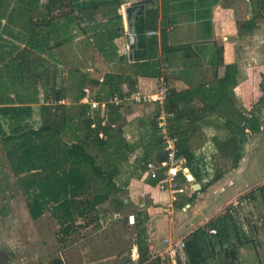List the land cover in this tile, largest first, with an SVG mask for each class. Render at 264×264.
Here are the masks:
<instances>
[{
	"label": "crops",
	"instance_id": "0c3cea01",
	"mask_svg": "<svg viewBox=\"0 0 264 264\" xmlns=\"http://www.w3.org/2000/svg\"><path fill=\"white\" fill-rule=\"evenodd\" d=\"M123 1L118 11L123 21L121 28L126 33L122 39L118 38L117 60L130 55V32L141 15L133 13L129 19L126 9L132 5L128 4L139 1L148 4L154 0ZM210 1L211 5L205 6L211 11L210 35L179 40V44L184 42L186 45L208 46V55L203 56L195 69L191 65L186 66L182 56H179L175 66L164 64L161 67V72H168V68L171 71L175 82L173 88L177 92L182 91L181 82L188 83L187 77L191 79L189 72L193 68V71L198 72L196 76L203 87L211 89L209 96L212 99L217 93L220 96L207 105L195 90L198 86L194 84L193 96L180 99L176 104L179 115L170 124L179 138L180 157L184 161L178 181L186 190L174 194L170 189L162 188L142 165L143 161L149 159L159 162V152L164 149L155 142L158 140L159 143L161 139L155 121L152 124L154 134L145 128L146 118L155 120V106L129 103L119 109L121 113L114 116V123L118 122L112 135L115 142L105 150L120 187L113 196L117 199V205L111 198L98 205L90 212L95 221H87L84 227L79 228L83 235L78 244L84 245L82 249L86 250L87 256V262L81 259L82 264H143L141 246L148 252L149 261H153L155 259L150 255V246L154 245L162 251L166 246L164 239L169 237L174 240L186 239L187 243L194 238L195 244L207 250V256L200 258V264H264V0ZM204 20L201 18L196 21L201 23ZM163 22V16L160 15L156 27L145 35L157 37L160 54L165 48ZM187 23L181 20L180 25L186 26ZM73 26H76V32H80L70 35L72 39L69 44L66 38L60 37L58 46L53 48L55 59H61V64L55 63L60 67L55 72L58 85L61 79L72 83V76L68 79L62 76L65 71L61 73V68L71 60L82 65L87 61L88 65L84 68L90 76L98 69L116 74L111 84L107 83L103 73L100 75L99 83L104 84V87L99 86L97 94L90 83L86 84L82 94L75 91L76 104L82 106L79 100L85 97L103 101L113 94V87L117 89L115 93L136 90L138 86L142 89L138 90L144 93L157 90L163 74L154 84L149 79V73L119 71L113 67L114 61L108 63L109 60L98 53L96 40L87 29V22L78 20ZM166 27V32L173 29L172 24ZM153 30L157 34H149ZM133 33L136 35L135 50L138 38L137 33ZM79 42L85 45L76 48L75 44ZM134 50L130 55L133 59ZM61 51L67 55L66 62L58 55ZM185 54L188 57L189 54L201 56L197 51H187ZM139 61L143 62L144 56ZM128 75L129 79L126 78ZM132 79H136L137 84ZM91 89L93 94L89 95ZM68 96L65 97L69 99ZM114 109V105L101 106L95 113L102 120L109 119ZM256 109L259 111L257 126L249 123L250 118L256 119ZM228 123H233L231 129L227 127ZM239 123L242 128H238ZM154 145H157L155 149ZM177 212L179 215L175 216ZM168 214L169 220L165 216ZM131 215L135 217L133 222L129 221ZM89 216L88 213L84 219L88 220ZM109 221L113 222L111 226L107 225ZM216 225H223L225 231L218 232ZM212 228L217 229V233L210 232ZM166 229L168 235L161 237L160 233ZM219 247L221 255L217 251ZM95 249H98L97 254ZM67 250H71L70 247ZM156 260L160 264L180 262L178 258ZM181 261L190 264L186 250Z\"/></svg>",
	"mask_w": 264,
	"mask_h": 264
},
{
	"label": "rangeland",
	"instance_id": "374dc122",
	"mask_svg": "<svg viewBox=\"0 0 264 264\" xmlns=\"http://www.w3.org/2000/svg\"><path fill=\"white\" fill-rule=\"evenodd\" d=\"M65 1V4L55 5V8L48 12V0H31V2L30 0H0V44L2 43L0 46V93L5 92L8 98L12 99L16 105H31L34 107V113L30 118L32 125L37 126V120L38 124L42 123L41 106L46 103H42L41 99L47 102L45 98L46 91L43 90L42 86L50 78L52 81L54 77L53 71L56 72L60 68L55 63L61 64L59 62L61 59H55L53 48L56 45L58 46L57 40L59 41L60 37L64 40L66 38L69 44L72 39L70 35L80 32L78 30V32L75 31L77 29L76 26L72 27L73 23L78 20L88 23L87 29L93 34L92 38L96 40L95 47L98 53L108 59V63L114 61V68L116 67L119 71L125 73H149V79L154 84L157 83V79L163 74L167 79L169 89L172 91L170 101L174 104H177L180 99L192 97L195 89L193 87L194 84L198 86L195 90L207 102V105L214 99L220 98L219 93H217L219 97L216 96L212 99L209 96L211 89L207 88V86L203 87L201 80L196 76L198 72L193 71V68H196L195 66L203 59V56L208 55L209 47L198 46L197 44L186 45L184 42L179 44L180 39H193V37L195 39L210 35L211 11L210 8H205V6L211 5L212 1L154 0L152 3L146 4L144 12L138 19L137 26L140 34L137 36L138 47L134 50V59L130 55H125L120 60H117L119 58L117 54L119 47L118 38L122 39L124 33H126L121 28L123 21L118 11L120 5L104 2L108 0H103L104 4L101 5H89L87 2H90V0H78L77 2H81L80 5H77L75 0ZM82 2H86L84 3L86 5ZM90 3L93 2L91 1ZM134 4L130 3L128 5ZM202 6H204L203 9H201ZM160 15L164 19L163 31H165L163 35L165 48L162 54L158 51L157 37L149 38L143 35L146 28L157 25ZM201 18L205 20L198 23L196 20ZM181 20L188 22L186 26L180 25ZM169 24L173 25V29L170 32H166V26ZM181 33V37L178 38ZM76 44L75 47L80 48V45L84 43L79 42ZM142 47L144 48L143 51L140 50ZM187 47H191L189 48L191 50ZM187 51H197L201 56L189 54L190 57H188L185 54ZM58 55L66 62L67 55H65L64 51L59 52ZM68 55L70 57V54ZM141 56H144L143 62L139 61ZM179 56L183 57L182 60L186 66L191 65L193 68L189 72L191 79L186 78L191 86L186 81L181 82L183 84L182 91L177 92L173 88L175 82L171 71L168 68V72H161V67L164 64H168V67L175 66ZM52 61L54 62L53 64ZM85 62L87 64V61ZM86 64L82 65L75 60L69 61L67 66L65 65L64 68H61L62 74L65 71L61 75L68 79L72 76L70 80L72 83H67L65 79H61L58 85L65 96L70 95L66 101L70 104H64L65 110H63L67 115L77 118L76 123L81 130H84L85 125L82 121L83 119L79 117L82 107L75 103V93L82 94L85 92L86 84L90 83L97 94L98 91L96 90H99L97 88L99 86L101 88L104 87V84L99 83V77L102 73L106 76L108 84H111L116 76L112 71L103 72L104 70L99 69L90 76L85 73L86 69L84 67L88 65ZM42 67L46 68L42 69ZM192 72L194 73L191 75ZM126 78L129 79L130 75L126 76ZM135 80L133 82L137 84ZM53 81H55L54 78ZM137 88L142 90L139 86ZM93 90L91 89L88 94L92 95ZM115 90H117L116 87H113L111 92L115 93ZM188 108L190 109V107ZM255 112L258 116V109ZM257 116L253 120L248 118L249 123L252 125L255 123L257 126L259 124L257 122L259 121L257 120L259 116ZM101 118L98 117L97 121H102ZM103 120L109 122V119ZM145 120L147 126L145 128L151 134H154L152 124L155 120L150 117ZM23 123L25 122L23 121ZM232 125L233 123H228L227 127L231 129ZM69 126H71V129L68 130V136L66 137L65 135V138L68 139L72 137L73 134L70 136L71 133L76 134L77 132L72 129L74 124ZM108 128L109 135H113L115 129ZM159 140L161 143H158V140L155 142L158 146H163L161 139ZM111 142H115V139H112ZM157 145H154V149ZM262 147H264V143ZM256 148H258V145H256ZM105 156L101 155L100 158L107 162ZM102 165L104 164L102 163ZM108 165L111 164L109 163ZM111 166L113 167V165ZM16 181L17 177L13 174L4 151L0 149V254H4L6 258L4 264H71L70 261L82 264L81 259L87 262V258H85L87 257L85 256L86 250L82 249L84 245L79 246L80 244H78V242H81L83 235L79 228L84 227L87 221H95L92 218V213H89L90 218L88 220L84 219V216L78 217L72 230L74 234L72 232L67 234L62 230L60 222L51 210L45 212L39 219L32 218L27 205V196L23 190L16 188ZM111 199L117 205V199L115 197H111ZM177 214L178 212L175 216L179 215ZM165 216L169 220V214ZM111 223L113 222L109 221L107 225L111 226ZM166 235H168L167 229L162 230L160 236ZM68 247L71 250H67ZM95 247L97 248V246ZM206 251L204 250L201 253V257L207 256ZM217 251L221 255V248ZM95 252L97 254L98 249H95ZM218 254L217 256H219Z\"/></svg>",
	"mask_w": 264,
	"mask_h": 264
},
{
	"label": "trees",
	"instance_id": "16d2710c",
	"mask_svg": "<svg viewBox=\"0 0 264 264\" xmlns=\"http://www.w3.org/2000/svg\"><path fill=\"white\" fill-rule=\"evenodd\" d=\"M75 1L77 5L81 4L77 2L78 0ZM91 1L93 3H90ZM65 2V0H48L47 11L51 12L55 5H62ZM90 2L87 3L104 4L103 0H90ZM104 2L118 5L124 3L123 0ZM137 24L138 21L132 27V31L138 36L140 31ZM154 27L156 26L146 28L144 37L146 32ZM53 75L55 81L53 78L51 81L50 78L42 86L46 91L47 101H59L65 98L58 87L57 74L54 71ZM171 94L170 89L166 106L168 110L175 112L174 119H176L179 111L178 106L170 101ZM14 103L5 92L0 93V149L4 151L12 172L17 177L16 188L26 194L27 205L33 219H39L45 212L51 210L60 222L62 230L69 234L78 217L87 215L120 190L115 180V172L112 166L108 165L110 161L105 150L112 145L113 136L109 135L108 127L117 128L114 116L119 115L121 113L119 109L124 106H116L118 110H112L108 122L97 121V115L91 118L87 114V105L81 104L82 111L79 117L83 119L85 125L84 130H81L76 123L77 118L67 115L64 111V104L42 105V123L38 124L37 120L35 126L30 122L34 107ZM71 124H74L72 129L77 132L71 133L70 136L73 135L68 139L65 135L68 136ZM238 128H242L241 123ZM173 130L170 124V131L175 134ZM101 155L103 157L106 155L107 162L100 158ZM216 226L218 232L225 231L223 225ZM185 250L190 264L201 263V253L204 249L195 244L194 238L190 239ZM140 252L141 261H145L143 264H160L156 259L149 261L150 256L142 246Z\"/></svg>",
	"mask_w": 264,
	"mask_h": 264
},
{
	"label": "built area",
	"instance_id": "2783aa9c",
	"mask_svg": "<svg viewBox=\"0 0 264 264\" xmlns=\"http://www.w3.org/2000/svg\"><path fill=\"white\" fill-rule=\"evenodd\" d=\"M149 34L155 35L157 32L153 30L149 31ZM159 82L157 90L151 93H144L136 89L113 93L103 101L85 97L80 99L79 103L88 105L87 114L91 118L95 117V112L101 106H125L129 103L154 105L156 128L163 143V148L167 150V156L165 161L157 162L149 159L143 161L142 165L151 178L158 180L162 188H168L174 194L183 193L186 189L179 183L178 176L183 171L184 161L179 155V138L170 131V121L174 118L175 112L168 110L166 106L170 89L165 77L162 76ZM67 100L64 98L59 101L50 100L46 102L44 99H41V102L46 104L48 102L52 104H70L66 102ZM210 232L217 233V229L212 228ZM164 243L166 246L162 251L157 250L154 245L150 246V255L153 259H176L178 256L182 257L187 245L186 239L173 240L165 238Z\"/></svg>",
	"mask_w": 264,
	"mask_h": 264
},
{
	"label": "water",
	"instance_id": "95a60500",
	"mask_svg": "<svg viewBox=\"0 0 264 264\" xmlns=\"http://www.w3.org/2000/svg\"><path fill=\"white\" fill-rule=\"evenodd\" d=\"M142 2H145V1H141L140 2L142 4L141 5L142 9L138 12V14H142L144 12V3H142ZM137 7H138V5L135 3L134 5H132V6H130V7H128L126 9V14H127V17L129 19L132 18V15H133V13H134V11L136 10ZM129 39H130V45H129L130 50H129V53H130V55H132L133 54V50L136 47V35L133 33L132 29H131V32H130ZM166 156H167V150L166 149L161 150L159 152V155H158V161L159 162L165 161L166 160ZM134 219H135L134 215H131L129 217V221L130 222H133ZM177 258H178V261H180L179 264H183V262L181 261V256H178ZM5 261H6V258L4 256V254H0V264H4ZM233 264H235V263H233Z\"/></svg>",
	"mask_w": 264,
	"mask_h": 264
},
{
	"label": "flooded vegetation",
	"instance_id": "af4514ba",
	"mask_svg": "<svg viewBox=\"0 0 264 264\" xmlns=\"http://www.w3.org/2000/svg\"><path fill=\"white\" fill-rule=\"evenodd\" d=\"M140 2L141 1H139V2L136 3L138 5V7L136 8V10L134 11V13H136V14L142 9V6H141L142 4ZM142 3H144V6L146 5V2H142Z\"/></svg>",
	"mask_w": 264,
	"mask_h": 264
}]
</instances>
